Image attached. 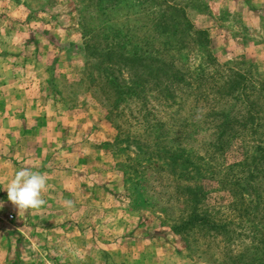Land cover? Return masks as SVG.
<instances>
[{"label":"rangeland","instance_id":"obj_1","mask_svg":"<svg viewBox=\"0 0 264 264\" xmlns=\"http://www.w3.org/2000/svg\"><path fill=\"white\" fill-rule=\"evenodd\" d=\"M164 15L172 22L158 27ZM183 17L191 38L173 49L186 32ZM196 31L208 35L206 46ZM85 34L100 46L165 48L166 59L206 89L226 77L264 84V0H0V264L263 263L264 155L249 136L214 152L204 101L187 138V98L181 110L155 99L147 105V119L166 124L167 140L127 142L126 133L146 134L136 123L146 111L139 116L129 101L124 117L106 118L114 96L98 61L87 58ZM259 126L264 141V108ZM183 147L193 150L191 164L170 168L168 151ZM25 167L45 174L48 189L41 209L19 212L4 189ZM179 172L196 177L204 196L197 209L218 229L173 231L190 215L182 185H195Z\"/></svg>","mask_w":264,"mask_h":264},{"label":"trees","instance_id":"obj_2","mask_svg":"<svg viewBox=\"0 0 264 264\" xmlns=\"http://www.w3.org/2000/svg\"><path fill=\"white\" fill-rule=\"evenodd\" d=\"M167 8L169 9V7ZM170 9L174 12L179 11L175 8ZM183 20L186 32L175 43H169L168 46L173 47V49L186 48L184 45L185 40L191 38L187 33L189 25L185 17H183ZM171 22L172 20H169L168 16L164 15L159 20L158 27L164 24L168 26ZM166 33L162 32L161 34ZM191 35L197 38V42L201 46H206L209 43L208 35L204 31H196L194 34L191 33ZM83 36L86 41L84 51L87 58L98 61L97 67L101 69V78H104L106 86L114 96L112 107L107 112L106 118L108 120H111V117L116 114L117 116L121 115V118L124 117L123 112L129 101H135L139 104L140 109H137V114L140 116L139 110L146 111L148 103H151L153 99L161 104L177 105L178 109L181 110L182 105L179 101L182 102L183 99L187 98L194 102L193 108L188 112L189 114L181 119L184 124L183 127L189 126L192 129L191 133H183L188 138L190 134L192 136L198 130V126L188 125L190 117L200 109L198 108L199 101H204L206 102L205 104H209V108L202 118L212 121L210 130L213 135V141L208 143V145L213 148L214 152L223 153L230 144L249 136L252 140L254 151H260L264 155V147H262L264 146V141L259 138L261 135L259 123L262 108L264 107L261 104V107H258L255 103L257 100L262 99L261 97L264 95V84L255 83L254 87L252 85L248 87L244 82L240 85L239 81L226 77L223 85L217 84L210 89H206V85L201 86L199 81L189 79L183 69L177 67L173 61H168L165 56V48L151 49L145 47L130 50L126 45L121 44L100 46L99 44L91 43L92 37L89 34ZM112 65L116 66V68ZM123 74H125L126 78L123 77ZM185 87H188L189 92L183 91ZM251 94H254V96ZM260 101L264 103V101ZM148 116H150L149 110L146 111L144 118L142 117V121L136 119L137 124L142 122V127L144 128L145 126L146 134L144 135L143 132L141 136L134 137L126 133L125 140L127 142L131 140L132 143L139 144L142 142V138H148L152 135L155 137L154 141L169 137L168 131H163L166 124L160 123L152 117L147 119ZM116 127L117 130L122 131L121 127L118 125ZM239 137L240 139H238ZM240 144L244 149L250 148L247 143L242 142ZM164 152L167 153L166 150ZM183 154L184 157H182ZM192 155L193 150H186L183 147L178 154L168 151V158L165 162L170 168L176 169L179 160L183 159V164H191L190 157ZM188 157L190 161L186 159ZM197 170L201 174L199 168ZM176 177L182 182H185V178L193 183L197 182L196 177L184 175V172L181 174L180 172L177 173ZM201 189L196 183L193 187L185 185V183L182 185L181 193L187 203L191 204L190 215L181 220L179 222L180 225L175 226L173 231H187L195 227L214 231L220 227L206 210L200 212L197 209V204L204 200ZM261 264H264V260Z\"/></svg>","mask_w":264,"mask_h":264},{"label":"clouds","instance_id":"obj_3","mask_svg":"<svg viewBox=\"0 0 264 264\" xmlns=\"http://www.w3.org/2000/svg\"><path fill=\"white\" fill-rule=\"evenodd\" d=\"M47 189L46 175L25 167L15 172L4 191L7 192L8 201L19 212H26L39 210L45 205L46 201L43 199L42 193L46 192ZM64 205L68 209L74 207L71 200H65ZM3 206V202L0 201V208H3Z\"/></svg>","mask_w":264,"mask_h":264}]
</instances>
